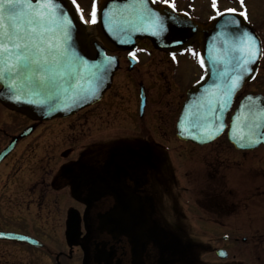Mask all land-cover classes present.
I'll return each mask as SVG.
<instances>
[{"label":"flooded vegetation","instance_id":"flooded-vegetation-1","mask_svg":"<svg viewBox=\"0 0 264 264\" xmlns=\"http://www.w3.org/2000/svg\"><path fill=\"white\" fill-rule=\"evenodd\" d=\"M134 52L133 65L127 52L117 53L130 82L117 83L115 77L98 101L72 115L35 122L2 107L6 125L0 126V152L26 127H34L28 136L18 137L0 162V233L5 234L0 245L15 248L18 258L7 264H208L211 252L218 256L227 246L239 251L242 245L243 251L248 245L246 238L229 243L226 237L228 229L236 230L226 218L243 205L223 185L221 194L215 185L221 181L211 184L221 195H207L206 210L192 207L188 217L169 198L173 194L168 188L178 187L179 176L191 173L180 163L179 150L191 154L196 149L181 141L176 129L191 86H170L163 70V76L157 74L173 57L149 40L138 41ZM152 67L155 72L149 75ZM7 164L11 167L5 169ZM120 200L150 209L152 223L143 231V241L120 233L109 219ZM189 217L197 220L193 231ZM72 223L76 237L70 243ZM219 226L226 229V246L217 242L213 249L197 241L196 232L207 238ZM17 235L43 240L44 245L37 247ZM36 249L42 251L39 258ZM244 254L237 264H259Z\"/></svg>","mask_w":264,"mask_h":264},{"label":"water","instance_id":"water-1","mask_svg":"<svg viewBox=\"0 0 264 264\" xmlns=\"http://www.w3.org/2000/svg\"><path fill=\"white\" fill-rule=\"evenodd\" d=\"M64 6L68 8L69 15L72 16L75 25V28L70 32L69 51L80 52L81 42L86 38L84 26L72 12L73 6L68 4ZM100 8L102 11L98 13L97 18L98 32L112 49L131 50L136 47L137 39L148 38L160 50H182L171 45L166 37H157L151 34L153 30L151 25L155 21V14L151 18H146L142 12V8H159L153 5L151 0H143V2L142 0H104ZM232 19L240 20V31L235 33L240 39L234 44L230 43L228 46H224L221 44L223 32L221 26L225 21ZM190 23L193 30L187 34L188 46L195 41H200L202 56L207 68L217 74L205 75V79L188 92L178 120V135L181 139L203 145L214 141L227 130L229 140L236 148L254 149L264 144V112L261 111L264 109L263 95L246 96L232 114L230 122H227V116L233 107L236 94L246 81L252 79L259 67L263 53L261 38L245 17L236 14H227L223 19L217 17L204 27L192 19H190ZM156 30L159 31L158 28ZM228 31L231 32L232 28H229ZM244 33H248L249 36H244ZM87 47L89 55L85 56V59L89 61V65L81 67L77 87L63 93L54 105L47 102L45 104L18 103L7 99L3 95V85L0 89L1 102L8 108L20 111L36 120L67 116L92 104L111 85L113 75L119 66V59L117 56L108 54L106 48L98 42L90 43L87 40ZM233 48L240 51L235 52L232 50ZM257 48H259V52H257L255 62L248 65L252 69L251 72H243L228 63L234 56L250 58L251 53ZM81 55H83L82 52ZM109 59L111 60V69L108 74L104 75L103 84L95 90L94 94L87 92V89L95 87V81L90 76V73L94 71L91 65L94 63L106 64ZM213 60L218 63H213ZM221 72H225L226 75H219ZM238 77L242 78L238 80V87L233 89L232 81ZM84 95H87L88 102L81 99ZM31 99L39 101L43 97H31ZM221 122L224 124L223 128L220 127ZM28 131L27 129L26 133ZM14 141L2 151L0 161L11 151ZM127 207L126 202H120L117 214H111L109 218L116 230L137 242V238L141 236V230H138L137 227L145 224L147 216L145 217L141 210L133 212ZM72 222L77 223L74 215H72ZM75 232L76 225L72 223L71 241H74L76 237ZM12 236L9 235V237ZM28 241L31 242L29 239Z\"/></svg>","mask_w":264,"mask_h":264},{"label":"snow or ice","instance_id":"snow-or-ice-1","mask_svg":"<svg viewBox=\"0 0 264 264\" xmlns=\"http://www.w3.org/2000/svg\"><path fill=\"white\" fill-rule=\"evenodd\" d=\"M151 2L160 6L142 8L146 18H151L155 14L151 34L166 37L168 42L178 49L189 50L187 34L193 30L189 14L178 12L175 3H170V0H151ZM240 3L243 5L244 0H240ZM65 4L74 6L72 12L76 14V19L85 24H96L98 12L102 11L96 0H93L90 19L85 20L83 9L77 0H0V85H3L5 98L18 103L47 102L54 105L63 93L77 87L81 67L89 65V61L85 59V56L89 55V50L85 38L81 42L80 52L69 51L70 32L75 25ZM165 5H167L166 9ZM211 7L215 12V15L210 17L213 20L217 17L223 19L227 14L247 17L246 11L237 13V10L232 8L220 10L218 0H212ZM239 25V19L225 21L221 26L222 45L228 46L240 39L235 35L240 31ZM157 28L159 31L156 30ZM229 28H232L231 32L228 31ZM243 35L249 36L248 33ZM232 50L240 51L236 48ZM257 52L259 48L251 53L250 58L234 56L228 63L243 72H251L252 69L248 65L255 62ZM129 55L135 57L136 54L132 52ZM172 56L175 59V53H172ZM212 62L218 63L216 60ZM199 63L205 69L206 76L217 74L207 68L202 55ZM91 67L94 71L90 76L95 81V87L86 91L94 94L103 84L104 75L110 72L111 60L109 59L106 64L94 63ZM219 75L224 76L226 73L221 72ZM241 78L233 79L231 84L233 89L238 87V80ZM204 79L205 77L201 78ZM31 97H43V99L37 101ZM81 99L88 102L87 95L82 96ZM261 111L264 112V109ZM220 127H224L222 122ZM3 235L5 234L0 233V236ZM21 239L25 238L21 237Z\"/></svg>","mask_w":264,"mask_h":264},{"label":"rangeland","instance_id":"rangeland-1","mask_svg":"<svg viewBox=\"0 0 264 264\" xmlns=\"http://www.w3.org/2000/svg\"><path fill=\"white\" fill-rule=\"evenodd\" d=\"M77 1L85 6V15L88 17L90 4L93 3V0ZM102 1L103 0H96L97 5ZM175 2L179 10L197 16L198 20H205L215 15V12H213L211 8L212 0H175ZM218 2L220 10L232 6L239 7L238 0H218ZM244 3L250 13L249 20L254 24L256 23L257 28L264 38V0H244ZM86 26L89 33L95 34L96 30L94 24L89 23V25ZM199 50V46L193 44L183 57H178L177 61L173 59V62H170L171 65L164 64L161 67L162 69H158L157 74L163 76L162 72H160V70H163L165 76H167L169 80L170 86H190L192 82L196 83L195 75L193 78L191 75L194 73L198 75L200 73L202 76L203 74V70L199 68L197 61L193 59ZM198 59H200V56ZM126 69L124 65L121 66L116 76L117 83L130 82L127 79ZM155 69L156 67H152V69L148 68L147 73L151 75L150 72H155ZM133 74L138 77L135 71ZM148 80L151 82L149 78ZM257 83L258 86L254 84L252 85L254 87L252 89L255 91L261 90L264 93V60ZM249 88L250 86L247 90ZM5 116L0 106V126H2L3 122L6 125ZM179 151L181 152L180 163L185 164L184 168L188 169V171L191 170V173L187 176H179L180 182L178 187L168 188L169 192L167 193L173 194V197L169 198L171 200L173 199L177 209L179 207V209L181 208L182 210L192 212L191 208L194 207L196 211L206 210L205 208L209 205V195L211 198L224 193L222 185L225 186L226 189L233 190L234 195H239L238 198L242 200L243 207L235 211V213H232V215H229L230 218H226V220H228V225L236 228V230L233 228L228 229L230 233L227 231L226 237L229 239V243L235 242V237H238L239 243H242V239L246 238L249 242L248 245L244 246L245 250L243 251L242 245L239 247V251L236 250L237 248L227 246L229 254L227 259L220 258L217 254L211 252L212 255H209L211 259H208L210 260L208 264H229L230 262L237 264L240 262L237 258L242 260L246 257L243 256L245 255L244 253H249L250 257L259 260V264H264V147H260L253 151L242 152L232 147L226 139H221L211 145L196 146L195 150H191V154H184L182 149ZM9 165L10 164H7L5 169L11 167ZM194 169L196 173L192 174V170ZM211 174L212 176L215 175L213 176V180L215 179L222 182L221 184H215L221 189V194L211 186L212 183L209 179L211 178ZM215 180L213 183H215ZM227 192L228 191H226V193ZM190 217L186 220H188L187 222L189 223L188 227L193 231V226H196L197 220L193 219L191 221ZM187 222L183 223L187 225ZM217 229L219 233L209 232L206 234V236L208 235L207 238H203V236L198 235V232H196L197 241L207 242L206 244L208 247H213V249L217 247V242L226 246V242H224L223 239L226 229L220 226L217 227ZM35 236L39 238L45 237L44 234H36ZM47 237L45 239H47ZM14 251L15 248L13 247L0 245V252L2 254L0 258L2 259V264L11 263L14 261V258H16V262H18V258L15 256ZM41 253L42 251H37L36 249V258H39ZM237 253H239V256L236 257L235 255Z\"/></svg>","mask_w":264,"mask_h":264}]
</instances>
